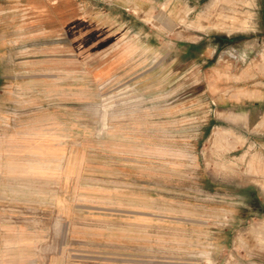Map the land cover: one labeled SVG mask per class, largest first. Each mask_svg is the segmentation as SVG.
Instances as JSON below:
<instances>
[{
  "label": "rangeland",
  "instance_id": "rangeland-1",
  "mask_svg": "<svg viewBox=\"0 0 264 264\" xmlns=\"http://www.w3.org/2000/svg\"><path fill=\"white\" fill-rule=\"evenodd\" d=\"M0 264H264V0H0Z\"/></svg>",
  "mask_w": 264,
  "mask_h": 264
}]
</instances>
